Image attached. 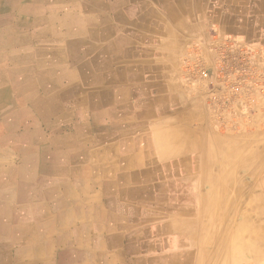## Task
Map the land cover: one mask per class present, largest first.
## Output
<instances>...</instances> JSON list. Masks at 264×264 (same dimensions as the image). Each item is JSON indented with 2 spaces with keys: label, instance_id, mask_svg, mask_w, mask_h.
<instances>
[{
  "label": "crops",
  "instance_id": "crops-1",
  "mask_svg": "<svg viewBox=\"0 0 264 264\" xmlns=\"http://www.w3.org/2000/svg\"><path fill=\"white\" fill-rule=\"evenodd\" d=\"M194 56L264 77V0H0V264L175 251L187 183L220 176L194 162L236 145L185 79Z\"/></svg>",
  "mask_w": 264,
  "mask_h": 264
},
{
  "label": "rangeland",
  "instance_id": "rangeland-1",
  "mask_svg": "<svg viewBox=\"0 0 264 264\" xmlns=\"http://www.w3.org/2000/svg\"><path fill=\"white\" fill-rule=\"evenodd\" d=\"M238 50L246 49L239 46ZM194 63L213 74L218 61L214 68L202 62L199 56L184 59V76L188 84L205 89L212 124L221 134L235 139V151L228 150L227 144L221 142L216 147L219 157L209 156L203 162H194V169L202 170L215 164L220 176L218 181L212 182L211 173L205 170V180L209 183L204 184V192L198 190L195 180L187 183L186 201L167 224L176 243L173 245L177 246L175 251L157 254L155 245L149 242L143 256L132 264H264V77L250 74L242 64L238 74L251 79L248 80L251 92L216 94L210 81L193 71ZM174 217L187 222V228L181 226L184 231L174 227Z\"/></svg>",
  "mask_w": 264,
  "mask_h": 264
},
{
  "label": "built area",
  "instance_id": "built-area-1",
  "mask_svg": "<svg viewBox=\"0 0 264 264\" xmlns=\"http://www.w3.org/2000/svg\"><path fill=\"white\" fill-rule=\"evenodd\" d=\"M244 55L243 57H246L245 55L246 50L243 51ZM198 62V61H197ZM236 61H227V60H218L217 67L214 70V73L212 74L211 70L210 73L207 69L203 67H199L197 64L194 63V69L199 76L205 80L210 81V84H212L213 89L216 91V94L224 93V92H231L232 95L237 91L236 93H245V92H251L252 86L249 81L251 79L246 78V76H241L238 74V71H242L240 68L242 63L236 64ZM191 68V69H192Z\"/></svg>",
  "mask_w": 264,
  "mask_h": 264
},
{
  "label": "bare ground",
  "instance_id": "bare-ground-1",
  "mask_svg": "<svg viewBox=\"0 0 264 264\" xmlns=\"http://www.w3.org/2000/svg\"><path fill=\"white\" fill-rule=\"evenodd\" d=\"M209 73H210V71H209ZM190 74V73H189ZM3 89H1V91H2ZM3 92V91H2ZM3 93H5V92H3ZM7 93V92H6ZM3 121V120H2ZM12 122V121H11ZM13 125V124H12ZM12 125H10V126H12ZM16 125H14V127H15ZM7 128V127H6ZM19 137H20V135H19ZM175 137V136H174ZM21 138V137H20ZM178 138V137H177ZM182 138V137H181ZM22 145V144H21ZM24 145V144H23ZM14 146V145H13ZM20 146V145H19ZM227 147H228V150H234L235 151V146H233V145H227ZM132 148V147H131ZM219 149V148H218ZM14 150V149H13ZM6 151V150H5ZM16 151V150H15ZM246 151V150H245ZM18 152V151H17ZM11 153V152H10ZM32 153V152H31ZM249 153H250V151H249ZM8 154V153H7ZM19 156H21V155H19ZM23 156V155H22ZM33 156V155H32ZM26 157V156H25ZM31 157V156H30ZM10 158V157H9ZM33 158V157H32ZM242 158V157H241ZM244 158V157H243ZM8 159V158H7ZM27 159V158H26ZM30 159V158H29ZM28 160V159H27ZM31 160H33V159H31ZM124 161V160H123ZM200 161V160H199ZM203 162V161H202ZM210 163V162H209ZM211 163H212V161H211ZM246 163V162H245ZM5 164V163H4ZM244 164V163H243ZM248 164H249V162H248ZM3 165V164H2ZM198 165V164H197ZM200 166V165H199ZM263 167V166H262ZM216 168V167H215ZM218 170V169H217ZM32 172V171H31ZM3 177V176H2ZM13 177V176H12ZM7 178V177H6ZM5 180V179H4ZM7 180V179H6ZM26 180L28 181V179L26 178ZM17 181V180H16ZM210 181V180H209ZM213 181V180H212ZM231 181V180H230ZM21 182V181H20ZM55 183V182H54ZM8 184V183H7ZM17 184V183H16ZM38 184V183H37ZM47 184V183H46ZM45 183H44V185H46ZM56 184V183H55ZM211 184V183H210ZM223 184H225V183H223ZM25 185V184H24ZM40 185V184H39ZM71 185V184H70ZM12 186V185H11ZM14 186V185H13ZM21 186V185H20ZM41 186H42V184H41ZM193 186V185H192ZM224 186V185H223ZM16 187H17V185H16ZM24 187V186H23ZM38 187V186H37ZM15 188V187H14ZM21 188H22V186H21ZM35 189V188H34ZM22 190H23V188H22ZM36 190V189H35ZM192 190V189H191ZM199 190V189H198ZM197 190V192H199ZM3 191V190H2ZM48 191V190H47ZM22 192V191H21ZM40 192V191H39ZM49 192H51V191H49ZM34 193H35V191H34ZM148 193V192H147ZM200 193V192H199ZM223 193V192H222ZM3 194V193H2ZM4 194H5V192H4ZM14 194V193H13ZM1 195V194H0ZM34 195V194H33ZM16 196V195H15ZM207 196V195H206ZM225 196L226 195H224V198H225ZM35 197H37V194H36V196ZM222 197H223V195H222ZM209 198V197H208ZM35 199V198H34ZM43 199V198H42ZM47 199V198H46ZM56 199V198H55ZM48 200V199H47ZM228 200H229V198H228ZM49 201V200H48ZM206 201V200H205ZM208 201V200H207ZM225 201V200H224ZM19 202H20V199H19ZM56 202V201H55ZM215 202V201H214ZM214 202H212V203H214ZM206 203V202H205ZM224 203V202H223ZM32 204V203H31ZM221 204V203H220ZM219 204V205H220ZM35 205V204H34ZM34 205H33V207H34ZM1 206V205H0ZM15 206V205H14ZM194 206V205H193ZM223 206V205H222ZM215 207V206H214ZM10 208V207H9ZM32 209V208H31ZM212 209V208H211ZM223 209V208H222ZM33 210V209H32ZM59 210V209H58ZM62 210H64V209H62ZM224 210V209H223ZM29 211V210H28ZM207 211V210H206ZM213 211V210H212ZM211 211V212H212ZM59 212V211H58ZM12 213V212H11ZM46 213V212H45ZM56 213H57V209H56ZM215 213V212H214ZM67 214V213H66ZM100 214V213H99ZM192 214H193V212H192ZM195 214V213H194ZM35 215V214H34ZM53 215V214H52ZM205 215V214H204ZM60 216V215H59ZM176 216V215H175ZM189 216V215H188ZM14 217V216H13ZM49 217V216H48ZM56 217V216H55ZM92 217V216H91ZM96 217V216H95ZM33 218V217H32ZM58 218V217H57ZM69 218V217H68ZM94 218V217H93ZM106 218V217H105ZM188 218H190V217H188ZM194 217H192V219H193ZM34 219V218H33ZM61 219V218H60ZM101 219V218H100ZM44 220V219H43ZM187 220V219H186ZM194 220V219H193ZM196 220H197V218H196ZM98 221V220H97ZM184 220H181V219H179L178 218V220L177 221H174L175 223L173 224L174 225V227H177V229L178 230H181V226H184V227H186L187 228V222H183ZM188 221V220H187ZM189 221H191V220H189ZM246 221H248V220H246ZM29 222H31V221H29ZM28 222V223H29ZM101 222V221H100ZM12 223H13V221H12ZM68 223V222H67ZM106 223V222H105ZM203 223V222H202ZM5 224V223H4ZM8 224V223H7ZM55 224V223H54ZM59 224V223H58ZM109 224V223H108ZM10 225V224H9ZM93 225V224H92ZM6 226V225H5ZM11 226V225H10ZM55 226V225H54ZM96 226V225H95ZM172 226V225H171ZM191 226H192V224H191ZM27 227V226H26ZM56 227V226H55ZM59 228V227H58ZM80 228V227H79ZM191 228V227H190ZM189 228V229H190ZM71 229V228H70ZM107 229V228H106ZM188 229V230H189ZM193 229V228H192ZM191 229V230H192ZM4 230V229H3ZM187 230V229H186ZM6 231V230H5ZM31 231V230H30ZM57 231V230H56ZM73 231V230H72ZM106 231V230H105ZM181 231H184V230H181ZM194 231V230H193ZM12 232V231H11ZM32 232V231H31ZM30 232V233H31ZM42 232H43V230H42ZM53 232V231H52ZM60 232V231H59ZM188 232V231H187ZM191 232V231H190ZM262 232V231H261ZM260 232V233H261ZM5 233V232H4ZM10 233V232H9ZM88 233V232H87ZM232 233H233V231H232ZM253 233V232H252ZM258 233V232H257ZM259 233V234H260ZM196 234V233H195ZM235 234V233H234ZM251 234V233H250ZM122 235V234H121ZM233 235V234H232ZM236 235V234H235ZM17 236V235H16ZM96 236V235H95ZM102 236V235H101ZM258 236V235H257ZM236 237V236H235ZM50 238V237H49ZM105 238V237H104ZM30 239V238H29ZM54 239V238H53ZM69 239H71L72 240V238H69ZM84 239V238H83ZM192 239H194V238H192ZM92 240V239H91ZM122 240V239H121ZM230 240V239H229ZM34 241V240H33ZM80 241V240H79ZM83 241V240H82ZM81 241V242H82ZM127 241V240H126ZM183 241V240H182ZM21 242V241H20ZM67 242V241H66ZM12 243V242H11ZM73 243H75V242H73ZM104 243V242H103ZM10 244V243H9ZM20 244H22V243H20ZM57 244V243H56ZM65 244V243H64ZM69 244V243H68ZM67 244V245H68ZM76 244V243H75ZM93 244V243H92ZM102 244V243H101ZM124 244V243H123ZM236 244V243H235ZM256 244V243H255ZM260 244V243H259ZM13 245V244H12ZM70 245H71V242H70ZM83 245V244H82ZM95 245H97V244H95ZM100 245V244H99ZM132 245V244H131ZM238 245V244H237ZM241 245V244H240ZM247 245H249V244H247ZM261 245V244H260ZM9 246V245H8ZM130 246V245H129ZM232 246H233V244H232ZM239 246V245H238ZM20 247V246H19ZM50 247V246H49ZM60 247H61V244H60ZM79 247V246H78ZM148 247V246H147ZM28 248V247H27ZM71 248V247H70ZM97 248V247H96ZM112 248V247H111ZM114 248V247H113ZM131 248V247H130ZM14 249V248H13ZM117 249V248H116ZM80 250V249H79ZM140 250V249H139ZM150 250V249H149ZM155 250V249H154ZM153 250V251H154ZM181 250V249H180ZM9 251H11V250H9ZM60 251V250H59ZM77 251V250H76ZM84 251V250H83ZM179 251V250H178ZM13 252V251H12ZM42 252V251H41ZM67 252V251H66ZM71 252V251H70ZM78 252V251H77ZM80 252V251H79ZM106 252V251H105ZM126 252V251H125ZM169 252V251H168ZM91 252H89V254H90ZM121 253V252H120ZM16 254V253H15ZM83 254V253H82ZM103 254H106V253H104L103 252ZM165 254V253H164ZM170 254V253H169ZM243 254V253H242ZM245 254H246V252H245ZM250 254V253H249ZM259 254V253H258ZM57 255V254H56ZM69 255V254H68ZM72 255V254H71ZM81 255V254H80ZM97 255V254H96ZM120 255V254H119ZM162 255V254H161ZM253 255V254H252ZM43 256V255H42ZM92 256V255H91ZM261 256H262V254H261ZM14 257H15V255H14ZM21 257V256H20ZM68 257V256H67ZM71 257V256H70ZM92 257H94V256H92ZM97 257V256H96ZM183 257V256H182ZM228 257V256H227ZM234 257V256H233ZM264 257V256H263ZM105 258V257H104ZM167 258V257H166ZM230 258V257H229ZM235 259H236V257H234ZM34 259V258H33ZM58 259V258H57ZM70 259V258H69ZM76 259V258H75ZM99 259V258H98ZM102 259V258H101ZM44 260V259H43ZM48 260V259H47ZM86 260V259H85ZM107 260V259H106ZM172 260V259H171ZM263 260V259H262ZM20 261V260H19ZM49 261V260H48ZM102 261V260H101ZM167 261V260H166ZM46 262V261H45ZM58 262V261H57ZM56 262V263H57ZM103 262V261H102ZM120 262V261H119ZM126 262V261H125ZM185 262V261H184ZM236 262H238V261H236ZM7 263H8V261H7ZM51 263V262H50ZM174 263V262H173ZM179 263V262H178ZM230 263H231V259H230ZM242 263V262H241ZM41 264V263H40ZM238 264H239V262H238ZM242 264H244V263H242Z\"/></svg>",
  "mask_w": 264,
  "mask_h": 264
}]
</instances>
